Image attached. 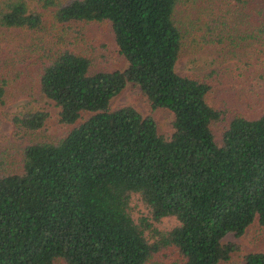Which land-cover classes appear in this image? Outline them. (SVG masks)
I'll return each mask as SVG.
<instances>
[{"label":"trees","instance_id":"trees-1","mask_svg":"<svg viewBox=\"0 0 264 264\" xmlns=\"http://www.w3.org/2000/svg\"><path fill=\"white\" fill-rule=\"evenodd\" d=\"M102 21L123 67L91 70L89 55L65 45L72 23ZM199 26L191 40L235 26L264 44V0H0V29L26 35L4 36L0 106L36 66L38 90L72 125L20 145L12 167L0 159V264H147L167 248L181 264H219L241 249L233 238L264 225V111L233 116L216 136L223 111L210 81L177 70L185 33ZM128 83L172 112L170 135L133 105L111 107ZM47 116L14 122L35 132ZM167 216L176 223L164 230ZM242 257L264 264L262 250Z\"/></svg>","mask_w":264,"mask_h":264},{"label":"rangeland","instance_id":"rangeland-1","mask_svg":"<svg viewBox=\"0 0 264 264\" xmlns=\"http://www.w3.org/2000/svg\"><path fill=\"white\" fill-rule=\"evenodd\" d=\"M69 27L65 45L89 55L92 62L91 70L113 69L125 65L108 21L77 22ZM200 28L202 27L199 26L196 32L189 30L185 33L186 39H189L185 46L183 45L177 61V70L182 74L207 78L210 81L208 99L223 111L222 118L212 126L219 137L233 116L255 117L264 111V44H257L255 38H250L246 34L248 28L241 31L240 27L235 26H226V30L223 29L222 32L216 29L214 38L207 43L191 40V33L197 35L198 31L201 32ZM32 33L31 38L38 36L40 31ZM23 34L0 29V55L3 54L2 47L6 45L4 36L11 42L20 35L23 41L26 37ZM27 35L29 36L28 33ZM31 67L26 78L21 83L14 84L11 95L0 106V159L4 167H12L20 145L37 140L57 139L64 136L72 127L71 124L59 122L58 108L38 90L36 76L32 72L37 69L36 66ZM110 104L112 108L133 105L141 113L154 116L160 133L168 136L172 132V112L163 107L153 109L147 97L133 83H128L112 98ZM32 110H44L48 113L44 124L35 132L19 131L14 117ZM14 163L18 164V160ZM131 205L134 216L144 211L137 194L132 195ZM175 223L176 219L173 216H167L162 218L159 227L166 230ZM233 240L239 243L241 249L232 252L228 260L219 264H243L244 252L264 251V225L253 222L243 235ZM147 264L181 263L178 253L173 248H167L155 254Z\"/></svg>","mask_w":264,"mask_h":264}]
</instances>
